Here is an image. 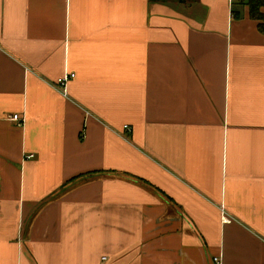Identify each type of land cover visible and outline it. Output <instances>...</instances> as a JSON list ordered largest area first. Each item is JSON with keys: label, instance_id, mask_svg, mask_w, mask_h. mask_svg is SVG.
Listing matches in <instances>:
<instances>
[{"label": "crops", "instance_id": "crops-1", "mask_svg": "<svg viewBox=\"0 0 264 264\" xmlns=\"http://www.w3.org/2000/svg\"><path fill=\"white\" fill-rule=\"evenodd\" d=\"M258 23L245 0H0V264H264Z\"/></svg>", "mask_w": 264, "mask_h": 264}, {"label": "trees", "instance_id": "trees-1", "mask_svg": "<svg viewBox=\"0 0 264 264\" xmlns=\"http://www.w3.org/2000/svg\"><path fill=\"white\" fill-rule=\"evenodd\" d=\"M248 7L249 16L259 21L258 29L264 34V14L260 12V8L264 6V0H245Z\"/></svg>", "mask_w": 264, "mask_h": 264}, {"label": "built area", "instance_id": "built-area-1", "mask_svg": "<svg viewBox=\"0 0 264 264\" xmlns=\"http://www.w3.org/2000/svg\"><path fill=\"white\" fill-rule=\"evenodd\" d=\"M73 77H74L73 73L65 72L63 75H61L59 78H57L56 87L61 91V93L63 95L64 94L66 95V84H67L68 80L73 78ZM10 120L16 122L17 124L19 122H21V118L16 114L12 115L10 117ZM124 129L129 130V126L124 125ZM213 261L218 264L219 263V257L213 258Z\"/></svg>", "mask_w": 264, "mask_h": 264}, {"label": "rangeland", "instance_id": "rangeland-1", "mask_svg": "<svg viewBox=\"0 0 264 264\" xmlns=\"http://www.w3.org/2000/svg\"><path fill=\"white\" fill-rule=\"evenodd\" d=\"M239 1H241V2H242L243 0H239Z\"/></svg>", "mask_w": 264, "mask_h": 264}]
</instances>
